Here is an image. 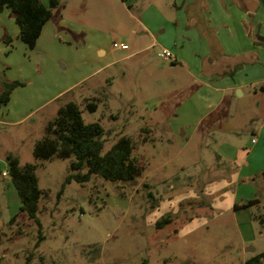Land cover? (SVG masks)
<instances>
[{
    "label": "rangeland",
    "instance_id": "rangeland-1",
    "mask_svg": "<svg viewBox=\"0 0 264 264\" xmlns=\"http://www.w3.org/2000/svg\"><path fill=\"white\" fill-rule=\"evenodd\" d=\"M125 1L135 17L141 9L155 8L168 21L175 5L186 15L200 9L199 0L187 5L184 0ZM113 4L92 1L90 11L98 13L100 35L110 34L116 44H124V36L128 45L124 33L129 34L135 22L125 16L111 24L107 7ZM75 46L47 42L44 57L37 53L31 62L21 48L12 47L6 67L0 66L6 77L25 84L16 90L22 95L18 103L13 99L0 109L5 121H16L37 102L49 100L25 120L0 126L1 264H245L262 253L264 95L251 90L242 99L223 101L218 108L227 107L228 112L215 126L203 114L180 112L203 88L179 68L175 73L168 69L169 62L154 55L156 49L84 82L95 66V54ZM130 51L114 50V55ZM56 94L57 100L51 99ZM93 98L97 109L89 112L83 100ZM69 100L80 106L85 123L98 122L103 128L101 153L121 136L132 140L139 167L134 181L121 184L93 176L85 184L63 186L70 158H34V142ZM228 146L238 150L235 160L225 155ZM7 154L20 165L36 164L38 187L44 192L37 222L19 212L13 187L1 175ZM254 199L256 204L233 209L235 203ZM165 215L172 220L157 228L156 221Z\"/></svg>",
    "mask_w": 264,
    "mask_h": 264
},
{
    "label": "crops",
    "instance_id": "crops-1",
    "mask_svg": "<svg viewBox=\"0 0 264 264\" xmlns=\"http://www.w3.org/2000/svg\"><path fill=\"white\" fill-rule=\"evenodd\" d=\"M40 1L48 5V0ZM92 1L99 0H60L61 5L53 10V19L43 25L32 49L19 40V29L9 10H1L0 66L6 67L5 58L10 55L12 47L21 48L27 55L28 62H31L30 58L37 53H40V58L44 57L47 42H62L76 45L75 47L83 45L95 54L91 59L94 61V68L82 78L85 82L112 66L120 63L124 65V62L145 51L156 49L155 55L160 48L167 49L174 57L173 60H165L169 62L168 69L175 73L174 70L179 68L180 73L192 78L195 84L199 83L204 91L186 105L188 109L180 107V112L203 114L205 121L215 126L220 124V117L228 112L227 107L218 108L223 101L231 103L233 99H242L251 90L253 94L261 92L264 95V44L257 43L259 37L264 38V0H199L200 9L187 15L175 5L173 20L169 21L155 8L141 9L135 17L129 12L125 0H113L112 7H107L109 22L117 24L125 16L135 22L129 29V34L124 33L126 39H130V44H125L122 36L121 43L127 46L125 50L111 47L114 40H111L110 34H99L101 24L98 13L90 11ZM184 1L187 5L196 0ZM94 11L98 12V7ZM129 47L130 52L114 55V50L123 52ZM152 67L156 71L163 70L161 66ZM121 74L125 76L123 71ZM5 79L12 81L6 76ZM24 86L25 84L21 87ZM17 88L11 92L9 102L0 109L7 108L13 99L18 103L17 98L22 95L16 91ZM58 94L51 99H55ZM35 97L37 96L34 94L33 101ZM24 101L27 103V99ZM48 101L37 102L28 114L16 121L8 122L0 117V126L25 120L30 114L41 111ZM213 114L215 115L212 116ZM262 125L264 128V122ZM258 134L260 136L261 132ZM252 140L256 145L257 140ZM237 153L238 150L230 146L225 151L229 160H235Z\"/></svg>",
    "mask_w": 264,
    "mask_h": 264
},
{
    "label": "trees",
    "instance_id": "trees-1",
    "mask_svg": "<svg viewBox=\"0 0 264 264\" xmlns=\"http://www.w3.org/2000/svg\"><path fill=\"white\" fill-rule=\"evenodd\" d=\"M60 5V0H48V5H44L40 0H0V11L9 10L19 29V40L32 49L43 25L53 19V10ZM257 43L264 44V38L259 37ZM23 85V82L5 79V75L0 73V107L9 102L11 92L15 88ZM83 108L94 112L97 109L96 99H84ZM103 134L101 125L98 122L85 123L81 117L80 106L69 100L60 106L54 118L47 122L43 136L33 144L32 154L37 160H49L54 156L70 158L63 186L70 182L85 184L93 176L121 184L134 181L139 167L133 157L132 140L121 136L106 152L101 153ZM5 162L8 181L19 202V212L37 222L38 201L44 192L38 187L36 164L20 165L12 154L5 156ZM259 176L264 180V170ZM257 202L258 200L254 199L246 204L235 203L233 209L245 208ZM171 220L170 215H165L156 221V227L161 228ZM262 262L264 251L247 260L245 264Z\"/></svg>",
    "mask_w": 264,
    "mask_h": 264
},
{
    "label": "built area",
    "instance_id": "built-area-1",
    "mask_svg": "<svg viewBox=\"0 0 264 264\" xmlns=\"http://www.w3.org/2000/svg\"><path fill=\"white\" fill-rule=\"evenodd\" d=\"M112 46H113V48L120 49V50L127 49V46L125 44H116V43H113ZM155 55H156V57H158V58H160L162 60H173L174 59L172 53L169 50H167V49H161ZM252 142H254V140H252ZM1 175L4 178H7L8 177L7 171H3Z\"/></svg>",
    "mask_w": 264,
    "mask_h": 264
},
{
    "label": "water",
    "instance_id": "water-1",
    "mask_svg": "<svg viewBox=\"0 0 264 264\" xmlns=\"http://www.w3.org/2000/svg\"><path fill=\"white\" fill-rule=\"evenodd\" d=\"M250 251H253V249L251 248Z\"/></svg>",
    "mask_w": 264,
    "mask_h": 264
}]
</instances>
